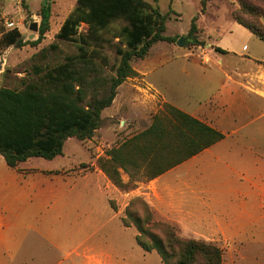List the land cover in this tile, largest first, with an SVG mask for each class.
I'll list each match as a JSON object with an SVG mask.
<instances>
[{"label":"rangeland","instance_id":"rangeland-1","mask_svg":"<svg viewBox=\"0 0 264 264\" xmlns=\"http://www.w3.org/2000/svg\"><path fill=\"white\" fill-rule=\"evenodd\" d=\"M41 1L0 0V36L9 29L5 25L7 20L13 22L26 41L23 46L0 49V87L21 88V78L30 75L34 66H53L77 53L76 43L56 37L76 0H50L48 28L33 43L38 38V29L32 31L29 26L33 21L40 26ZM147 1L167 14L163 34L171 37V41H158L146 56L131 60L136 74L117 87L112 103L101 111L100 124L92 135L83 140L69 137L62 154L52 159L30 157L21 161L17 169L8 167L0 155V209H42L43 214L54 207L50 193L53 175H43L44 170L67 171L68 181L59 187L60 192H68L64 195L71 200L63 206L65 215L68 212L63 225L64 231L70 229L69 240L65 237L59 248L38 241L40 245L33 248L34 257L4 264H81L82 255H93L112 264H162L155 251H144L136 243L135 226L122 224L124 208L115 213L106 201L82 193L83 181L76 177V171L88 165L91 154L88 148L100 146L104 154L98 157L108 158L107 150L148 127L165 104L176 107L170 102L186 109L201 108L204 118L212 110L225 142L230 144L231 151H224L231 158L230 175L233 185L240 186L243 192H235L228 200L214 198L219 196L218 191L205 192L202 199L208 206L200 204L202 199L192 201L197 208L202 206L207 224L218 223L228 229L223 234L218 232L214 241L222 248L223 264L236 263L237 255L244 257V264H264V198L254 185L264 183L263 166H258L264 162V98L260 96H264V42L237 23L233 15L236 12L242 20L264 27V0ZM194 16L197 19L193 34L197 43L188 34ZM86 28L81 23L78 30L83 33ZM181 36L183 45H178ZM102 52L108 59V70L117 57L107 47ZM149 68L148 73L141 72ZM132 179L133 186L137 185L135 182L147 181L144 177ZM211 182L207 173L204 188ZM215 187H221V179ZM94 200L95 205L90 204ZM214 204L223 212L218 209L211 212ZM136 209L141 215V207L137 205ZM40 222L47 229L54 219L50 214H39L34 223ZM177 233L186 237L184 232L177 230ZM232 233L243 239L245 247L233 246Z\"/></svg>","mask_w":264,"mask_h":264},{"label":"trees","instance_id":"trees-1","mask_svg":"<svg viewBox=\"0 0 264 264\" xmlns=\"http://www.w3.org/2000/svg\"><path fill=\"white\" fill-rule=\"evenodd\" d=\"M40 13L33 43L48 28L50 0L41 1ZM233 15L264 42V27L242 20L236 12ZM166 19L167 14L147 0H76L56 37L76 43L77 53L53 66H34L30 75L21 78V88L0 87V155L6 165L17 169L30 157L52 159L62 154L67 138H89L117 87L136 74L131 60L146 56L158 41H171L163 34ZM196 19L192 18L188 32L193 43H197ZM81 23L87 25L83 33L78 30ZM25 43L16 27L1 32L0 49ZM105 47L117 57L108 70ZM223 137L208 123L165 104L148 127L107 150L108 158L97 157L95 163L113 185L126 191L135 187L133 177L154 178ZM118 168L128 173V182L122 181ZM124 212L122 224L135 226L136 243L144 251H155L162 264H223L220 246L181 237L173 225L153 219L140 197L130 199Z\"/></svg>","mask_w":264,"mask_h":264},{"label":"crops","instance_id":"crops-1","mask_svg":"<svg viewBox=\"0 0 264 264\" xmlns=\"http://www.w3.org/2000/svg\"><path fill=\"white\" fill-rule=\"evenodd\" d=\"M149 71L150 68L141 72L148 73ZM260 96L264 98V96ZM164 99L167 100L166 98ZM224 101L227 102L228 99ZM170 103L222 131L217 125L218 117L212 110H209L210 116L204 118L201 115V108L189 107L190 109H186L173 102ZM225 138L224 136L214 144L156 177L148 179L146 182H135L137 185L126 191H121L113 185L102 170L97 167L95 160L104 153L100 146L94 145V148H88L91 151L87 160L88 165L76 171V177H80L83 181L82 193L84 195L92 198L98 197L100 200L106 201L110 207H112L110 202H113L116 206V209H113L115 213H118L123 208L125 209L130 199L140 197L151 209L155 220L173 225L176 230L185 233L186 237L184 238L202 239L215 243L218 238L217 235H219L218 232L223 234L228 229L218 223H214L213 226L207 224L202 206L199 205L197 208V205H193L192 201L193 199L196 201L204 198L203 193L205 192L218 191L219 196L213 197L219 200L225 198L228 200L235 192H243L240 186L235 187L233 185L229 170L232 168L231 158L228 155L229 151H231L229 149L230 144L225 142ZM261 163L263 164L258 166L262 165L264 170V162ZM118 170L122 181H128V173L122 168H118ZM42 172L43 175H53L50 178L52 180L50 193L55 205L43 214L42 209H0V264L15 260L25 262L28 258L34 257L33 248L39 246V242L43 244V241H46L54 248H59V243L65 237L69 240L70 234L67 232L70 229L66 228V231H64L65 227L63 225L68 212L65 215L63 206L67 201L71 202V200L66 197L68 192L66 194L63 191L60 192L59 187L60 183L63 185L67 183L68 180L65 178L67 171L44 170ZM207 173L211 175L213 182L207 184V188H204ZM44 178L47 177L44 176ZM218 179H221V187L214 188L215 184H218ZM247 179L250 181L249 178ZM254 185L258 187V190L262 191V198H264V183L259 182L256 184L254 182ZM90 204L95 205V200L91 201ZM200 204L208 206L203 199ZM211 209V212L215 209H218L220 213L223 212V209H220L216 204L211 205ZM229 213L231 212L229 211ZM39 214L45 216L50 214L51 219H54V223L50 224L47 229L41 222L39 224L34 223L36 216H39ZM40 218L43 217L41 216ZM85 226L88 228V225ZM232 226L234 227L235 225ZM231 239L234 247H245L243 239L238 234L232 233ZM236 257V263L234 264H239L240 262L244 264L245 259L243 256L237 255ZM82 258L81 264L100 263L101 261L105 262L104 264H112L108 260H102L93 255H82Z\"/></svg>","mask_w":264,"mask_h":264},{"label":"water","instance_id":"water-1","mask_svg":"<svg viewBox=\"0 0 264 264\" xmlns=\"http://www.w3.org/2000/svg\"><path fill=\"white\" fill-rule=\"evenodd\" d=\"M29 28H30L32 31H37V29H38L37 23H36L35 21H33V22L30 24ZM30 35L32 36L33 34H30ZM177 42H178V45H183V36H181V37L178 39ZM0 68H1V62H0Z\"/></svg>","mask_w":264,"mask_h":264},{"label":"built area","instance_id":"built-area-1","mask_svg":"<svg viewBox=\"0 0 264 264\" xmlns=\"http://www.w3.org/2000/svg\"><path fill=\"white\" fill-rule=\"evenodd\" d=\"M5 25H6L7 27H9V28H13V27H15L12 21H7V20H6V21H5Z\"/></svg>","mask_w":264,"mask_h":264}]
</instances>
